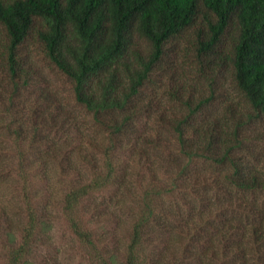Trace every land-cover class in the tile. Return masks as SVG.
Listing matches in <instances>:
<instances>
[{
    "label": "trees",
    "instance_id": "obj_1",
    "mask_svg": "<svg viewBox=\"0 0 264 264\" xmlns=\"http://www.w3.org/2000/svg\"><path fill=\"white\" fill-rule=\"evenodd\" d=\"M29 39L101 130L75 158L68 109L22 101ZM0 107L18 123L0 144V264H49L57 225V254L94 264H264V0H0Z\"/></svg>",
    "mask_w": 264,
    "mask_h": 264
},
{
    "label": "rangeland",
    "instance_id": "obj_2",
    "mask_svg": "<svg viewBox=\"0 0 264 264\" xmlns=\"http://www.w3.org/2000/svg\"><path fill=\"white\" fill-rule=\"evenodd\" d=\"M21 52L23 53L26 64L31 69V86L33 87L28 89V91L23 94L24 99L22 101L26 100V102H29V100H31L30 97H33V93L42 92L48 95L49 98L57 104H62L68 109V111L71 113V116L76 121V124L79 129L83 128L84 130V136L82 139L74 138L73 140L64 143L66 144L65 147L69 148L68 150L73 152V158H75L76 153L74 151V148H78L81 145L87 147L86 142L88 139H94L95 141L101 143L103 141L101 130L96 127H93L90 123L89 116H87L79 107L75 106L68 79L64 75H62L55 67H53V65H51V63L45 58L41 47L35 41L29 39L22 45ZM170 60L171 59L169 58L165 61L169 63ZM181 65L185 66L186 64H184L183 61ZM172 73L171 71L167 73V77L170 76ZM178 73H180V70L178 71ZM158 78L161 83L158 82V84L154 86H149L148 90L146 91L145 100L143 101V104H147V102L151 103V106L153 108L151 116L153 118H155L154 108L161 102V100L165 101V92L166 90H168L169 87V82L167 81V79L163 78L161 75H159ZM167 107L170 108V106ZM24 115L26 121L23 136L26 137V139L28 140L26 134L27 130L29 129V126L27 124L28 118L26 117L27 111L24 112ZM10 116L11 114H6L5 110L0 107V144L3 148H10V150H12L9 144L6 143V126L9 125L11 127V130H17L18 123L14 124ZM149 124H151V122H149ZM140 127H142V124L139 125V128ZM87 129H90V131H87ZM158 130L163 140L168 141L170 136L169 133H167L161 128H158ZM22 150L23 153L25 152L24 163L27 164L31 159V155H28L29 153L27 152L26 145L22 146ZM7 157L10 160H6L4 158L5 162L12 161L13 163L15 161H18L17 153H14L13 155L11 152V154H7ZM151 157L153 158L154 156ZM81 170L83 174L87 173V169L85 166H82ZM9 171H11V169ZM12 175L16 176V171H13ZM56 186L58 189L62 190V184H57ZM111 207L113 210L120 212L119 205H112ZM115 207H117V209ZM127 210H129V207L126 206L121 210V212L123 214H127ZM129 226L130 225L128 220V222H125L123 228L119 232V237L122 242H125V239L127 240ZM65 240H69L65 227H63L62 225H57L53 232L52 243L54 246H51L48 249H43L42 252V255L45 257L46 262H48L49 264H94L87 256V252L78 248L77 245H75V249H69L68 253L66 254H57L56 248H62V246L66 247L68 245V242H65ZM56 257L58 259V263L54 261Z\"/></svg>",
    "mask_w": 264,
    "mask_h": 264
}]
</instances>
